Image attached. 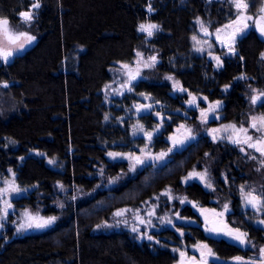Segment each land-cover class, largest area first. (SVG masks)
Here are the masks:
<instances>
[{
	"label": "trees",
	"instance_id": "trees-1",
	"mask_svg": "<svg viewBox=\"0 0 264 264\" xmlns=\"http://www.w3.org/2000/svg\"><path fill=\"white\" fill-rule=\"evenodd\" d=\"M35 2L0 0V17L8 18L15 32L35 37L22 54L8 62L0 60V171L12 169L20 188L30 191L15 201L18 208L57 220L40 233L15 236L10 229L0 234V264H174L169 241L182 240L172 231L162 234L168 238L160 240L166 248L141 243L128 232L95 231L115 210L140 207L168 189L208 206L216 207L210 201L217 197L235 210L227 218L230 226L247 232L251 241L263 246L264 230L239 213L241 185L264 193V167L249 154L201 137L175 153L165 166H146L134 175L127 162L107 158L109 149L127 151L138 142L134 135L130 138L126 126L105 121L109 113L125 115L137 94L150 96L168 110L185 108L183 100L189 93L205 95L223 101L221 121L236 125H246L250 115L262 111L250 98L253 90L264 91V40L255 31L238 40L237 55L226 59L219 71L205 57H189L193 19L203 17L212 28L229 23L236 15L232 3L39 0L40 8L33 10L35 18L26 24L19 13ZM246 2L252 15L264 4V0ZM143 23L158 25L160 30L148 37L138 30ZM137 52L160 62L145 70L147 80L137 83L133 95L107 106L101 90L110 81V68L132 62ZM169 77L178 79L187 92L173 96ZM142 119L148 127L154 121L148 116ZM164 147V142L156 143V148ZM31 151L46 153L60 167L47 166ZM193 170H207L214 176L215 194L196 183H181ZM181 213L192 222L189 228L181 227L186 244L206 242L223 260L252 254L224 239L208 237L191 208Z\"/></svg>",
	"mask_w": 264,
	"mask_h": 264
},
{
	"label": "rangeland",
	"instance_id": "rangeland-1",
	"mask_svg": "<svg viewBox=\"0 0 264 264\" xmlns=\"http://www.w3.org/2000/svg\"><path fill=\"white\" fill-rule=\"evenodd\" d=\"M264 7V4L262 5ZM261 7V8H262ZM247 14H249L247 12ZM252 15V14H249ZM261 15V12L257 13L256 15H252L255 18H258ZM201 20L205 27L208 28L209 33H212L210 36H205L204 33L200 30V25L197 24V20ZM249 27L244 30L243 34L237 35L235 44H234V52H230L227 47L222 46L220 43L216 42V29L222 28L224 24L216 28H212L211 21L197 16L192 21V30L193 34L191 36L192 40V49L190 52L189 57H205L208 62L211 63L212 69L214 70H221L224 66V61L228 58H234L238 51H237V43L238 40L247 34L249 31L253 30L255 31L259 37L264 40V35H261L260 32L255 28L253 21H248ZM143 24H152V23H143ZM160 30V27L157 25V29H154V31ZM14 31V30H13ZM232 29H225V33H221V39H224L226 33H230ZM143 34H146L142 32ZM147 35V34H146ZM193 36L197 37V40L200 41V43H197L193 40ZM209 41L208 44H205L204 41ZM35 40L32 41L30 44H26L25 48L21 51L14 52V55L22 54L27 48L32 46L34 44ZM209 44L211 47H209ZM197 48H202L203 51H197ZM264 54V53H263ZM144 56V55H143ZM219 56L220 57V63H218L215 59L212 57ZM149 57H145L144 59L147 61ZM264 59V58H263ZM138 60V57L136 56L134 60L130 63H125L131 66L132 70H135L136 68L140 69V77L134 82L135 86L137 83L141 80H147V77L144 75V72L147 68L143 67V63L136 64L135 62ZM160 61L156 59V62L154 64L157 65ZM121 64L123 63H115L110 68V81L106 83L101 93L103 95L104 102L107 106H113L115 102L119 99H122L124 96L133 95L134 89L131 92L127 90V88H122L121 84L127 80V75H123L122 73H125L126 69L121 68ZM153 66V67H154ZM150 68V67H148ZM119 69V71H117ZM246 79V78H243ZM171 87V94L173 96H182L183 91L180 90L182 88V84L178 79L172 78L168 80ZM179 82L178 85L175 82ZM111 85V88H107L106 86ZM117 91L123 92V95L117 94ZM185 92V91H184ZM222 92L225 94L227 90L225 88L222 89ZM259 90H253L252 96L257 95ZM188 97L183 100L185 108L179 109V110H168L166 108H163L162 106H155L152 110H141L139 113L137 112L134 105L142 104V105H153L155 104L152 100V98L145 94H137L136 101L129 107L126 108L125 115L123 116H117L113 115V113H109L106 116L108 117L106 123L115 124L117 126H126L128 129V134L130 138L132 139V136L135 135H141L144 132H151L154 133L155 136L151 141L147 140V138H140L135 137L134 139L138 142L135 145H130L128 147L127 151H118V150H111L109 149V152L114 153H120L121 156H117L116 158L110 157L107 153V158L111 162H127L129 165V173L131 175H134L138 170H140L143 167L146 166H153L155 168L163 167L167 162H169L172 157L175 155V153L182 151L185 147H187L190 143L197 141L201 137H207L209 140L212 141L213 135H216L219 139V135L217 133L209 134L210 129H216L221 128L222 125L227 124H233V123H223L221 120L223 118L222 110L224 108L223 101L210 100L205 95H194L191 94V96H195L197 98V101L199 103V107L191 106L188 101L191 99V96L188 94ZM145 97H148L146 99ZM206 97L207 101H204L202 98ZM250 97V98H251ZM219 101L220 107L214 112L209 113V119L207 123L202 122L201 117V109H204L205 111L209 108V103H215ZM161 105V103L159 104ZM257 106L262 107V111L260 113H257L255 115H250L248 117V120L246 122V127L251 122L252 116H260L264 114V106L262 101H258ZM120 107H117L119 109ZM148 114V117L150 119H154L153 123H151L150 127L146 126L141 120H143V117ZM175 115V116H172ZM218 117V118H215ZM177 120H176V119ZM125 122V123H124ZM172 125L171 130L167 133V127L168 125ZM138 125H143L144 127H147V130H144V132H140L138 130ZM181 125H184V128H181ZM240 125H237L239 127ZM126 129V128H125ZM145 129V128H144ZM186 129H191V136L194 138L186 139L187 136ZM254 130H250L249 134H253ZM255 135H259V133H256ZM123 139V138H122ZM255 139V136H254ZM118 142H122L123 140L118 139ZM183 140V143H179L178 141ZM224 141H228L226 139H223ZM162 141L166 145L164 148H156V143ZM102 142V141H101ZM100 142V143H101ZM125 143V142H124ZM104 145V142L101 143ZM107 148H109V144L106 143ZM171 149V151H169ZM239 152L240 146L236 148ZM143 150V151H142ZM164 153L165 155L160 158V154ZM244 155L249 154L251 157L255 156L256 161L259 163L260 166H263L261 164V160H264V156H261L259 152H255L253 149H248L245 146V152H241ZM131 154H134L135 157H139L142 163H136L134 158H132ZM30 155L42 158L45 162V164L49 167L55 168L60 167L57 166L59 162L57 160L52 159L49 157L46 153L40 152V151H31ZM51 161V163H50ZM196 172H205V170H193ZM193 171L189 172L187 175H185L181 179V183L184 186L191 185L193 183H197L205 189V191L212 192L215 194V179L214 176L209 175L207 172V179L212 184V188L205 187V184L202 183L198 178L192 177L189 178V174ZM17 174L12 169H7L5 173H1L0 171V188L9 187V184L14 183V186L20 189L19 192H9L4 198L8 199L9 202L12 205V208H10L9 215L6 219L0 220V234H3L7 232L10 229H13L15 236H23L27 233H40L46 230H49L51 227L54 226L57 218L55 217V220L48 224L45 227H31L26 228L25 230L17 231V228L20 223L24 221L23 213L25 211L29 212L31 215L36 216L38 215L40 218L47 220L48 216H43L38 211H33L28 208H18L15 204V201L20 199L21 197L27 196V194L30 192L29 190L20 188L19 184L17 183ZM5 181L9 182V184H6ZM246 186V190H255L256 195H260L261 192H257V188L255 187H248ZM241 188V186H240ZM264 192V191H263ZM163 193H168V195H163ZM171 196V199L169 198ZM185 196L183 194L175 192L173 190H164L160 192L159 194L155 195L152 199L149 201L143 203L140 207H123L115 210L107 220L102 222L101 224L97 225L95 228V231L97 233H111V232H128L135 240L144 243L147 242L151 247L156 246L157 248H166L167 246H163L160 240H167L168 238L166 236H162L163 233L166 231H172L175 234H177L182 242L178 243L176 241H169L170 244H172L170 249L176 256V262L174 264H177L182 256L180 255L181 252L185 253L184 256H186L188 259L191 256H195L198 259L200 257H204L208 261V264L214 263H226V264H232V260H223L218 257V255L214 252L211 246L208 245L206 242H197L193 245H188L184 241V237L186 234V231L183 230L181 227H187L189 228L192 224V222L188 219H185L181 216V212L183 209L189 207L192 209L193 212L196 213V215L201 216V214H206L208 218L213 217L219 218L220 221L227 222V218L229 215H232L234 213V209L230 207L227 204H222L217 197L211 200L210 202L213 203L215 206H208L204 205L201 202L192 201L190 199H185L184 203H181L180 200L184 199ZM241 204L239 205V213L243 214L245 218L249 219L253 223L254 226L261 227V223H259L260 220H264V213L261 215H258L256 212L249 211V213H246L245 211H248L246 209L244 202L242 200V197L240 195ZM191 201V203H189ZM221 203V204H220ZM195 205V206H194ZM228 206V210L225 211L224 206ZM5 205L3 203V200L0 199V209L4 208ZM128 209L130 211L125 212L122 216H116L115 213L121 210ZM206 210V211H202ZM149 213H152L151 215ZM222 215H219L221 214ZM2 215V213H0ZM52 217V216H51ZM141 220L144 221V223H141ZM199 222V221H198ZM203 223H198L197 225L199 227L202 226ZM201 225V226H200ZM230 225V224H229ZM232 227V226H231ZM133 228L137 229L136 231H133ZM262 228V227H261ZM264 230V228H262ZM240 230V229H239ZM247 234V232L240 230ZM156 237V238H154ZM214 239L220 240L224 239L226 241H233L232 236L226 237L223 234H218ZM246 240V249L252 252V254L249 256V258L241 257L244 262H254L258 264H264V261L261 260L262 253L260 250L264 248L263 246H257L253 241L249 239L248 234L245 237ZM203 245H207L206 248L202 247ZM208 249H211V254H209ZM245 250V249H243ZM212 260V262H211Z\"/></svg>",
	"mask_w": 264,
	"mask_h": 264
},
{
	"label": "snow or ice",
	"instance_id": "snow-or-ice-1",
	"mask_svg": "<svg viewBox=\"0 0 264 264\" xmlns=\"http://www.w3.org/2000/svg\"><path fill=\"white\" fill-rule=\"evenodd\" d=\"M230 3H232L233 7L236 9V15L235 17L226 25H224L222 28L216 29V42L220 43L222 46L227 47L230 52H234V44L237 35L243 34L244 30L249 27L248 21H253V24L255 28L260 32L261 35H264V7L260 9L261 15L258 18H255L252 15L247 14V9L249 7L246 0H229ZM40 3L39 0H36L34 4L31 5V8L25 11H21L19 13V16L21 20L26 23L30 24L33 19L35 18L34 9H39ZM152 9L149 8V11ZM197 24L200 25V30L204 33L205 36H210L212 33H209L208 28L205 27L204 23L201 20L196 21ZM157 29V25L155 24H141L139 26V31L144 32L147 34L148 37H151L153 35V30ZM225 29H232L230 33H226L224 39H221L220 34L225 33ZM35 40V37L32 35H29L27 32H15L10 27V21L8 18L0 17V60L4 62H8L9 58L13 56L14 52L21 51L25 48L26 44H30L32 41ZM193 40L197 43H200V41L197 40L196 36H193ZM205 44H208L209 41L205 40ZM209 47L211 45L209 44ZM197 51H203L202 48H197ZM136 56L138 57V60L135 62L136 64L143 63V67H153L156 62V57L152 56L149 57L146 61L144 59L143 53L137 52ZM215 59L218 63H220V57L214 56L212 57ZM262 58H264V54H262ZM122 69H126L125 73H122L123 75H127V80L124 81L121 84L122 88H127L129 92L133 90L135 87L134 82L140 77V69L136 68L135 70H132L131 66L128 64H121ZM119 71V69L117 70ZM244 78V77H241ZM169 79H172V77H169ZM178 85V81L175 82ZM4 87H7V85H3ZM107 88H111V85L106 86ZM181 91H185V89L180 88ZM255 91V90H254ZM117 94L123 95V92L117 91ZM191 96V93H189ZM148 99V97H145ZM204 101H207V98H202ZM264 100V91L258 92L257 95H254L251 97V103L253 105L257 104L258 101ZM188 103L191 106L199 107V103L197 101V98L195 96H191V99L188 101ZM137 112L139 113L141 110H150V105H142L137 104L134 105ZM220 107V102L217 101L215 103H209V108L207 111L204 109H201V117L202 122L207 123L209 119V113H214L218 108ZM218 118V117H215ZM108 117L105 116V120H107ZM181 128H184V125H181ZM138 130L140 132H144L143 125H138ZM250 130H254L253 134H249ZM187 136L186 139L194 138L191 136V129H186ZM217 133L220 134V139H226L230 143L240 146V151L245 152V146L248 149H253L255 152H259L261 156H264V114L260 116H252L250 124L246 127L243 123L240 124L239 127H237L236 124H227L222 125L221 128L216 129H210L209 134ZM256 133H259V135H255ZM145 136L148 138L149 141H151L152 133L151 132H144ZM255 136V139H254ZM213 139H217L216 135H213ZM179 143H183L184 141H178ZM143 151V150H142ZM171 151V149H169ZM108 155L110 157L116 158L117 156H121L120 153H114L109 152ZM165 154L161 153L160 158H162ZM132 158H134L136 163H142L143 161L140 160L139 157H135L134 154H131ZM252 159H256L255 156L251 157ZM51 163V161H50ZM261 164L264 165V160H261ZM196 177L198 178L202 183L205 184V187L212 188V184L207 179V170L205 172H196L193 171L189 174V178ZM6 184H9V182L5 181ZM62 187V186H61ZM19 192L20 189L14 186V183L9 184V187L0 188V199L3 200V203L5 205L4 208L0 209V220L6 219L9 215V209L12 208L11 203L8 199H5L4 197L9 192ZM241 197L242 200L245 203L246 207H251L253 210L258 212H264V193H261L260 195L255 194V190H246V186L242 185L241 189ZM163 195H168V193H163ZM171 199V196H169ZM186 197L184 199H181L180 202L184 203ZM191 203V201H189ZM195 206V205H194ZM225 211L228 210V206H224ZM130 211L128 209L118 211L115 213L116 216H122L125 212ZM206 211V210H202ZM150 215L152 213H149ZM219 215H222L219 214ZM24 221L19 224L17 231L25 230L26 228H31L33 226L35 227H45L48 224H51L55 217H50L47 220H44L40 218L38 215L33 216L29 212L25 211L23 213ZM141 223H144L143 220H141ZM259 223L264 224V220H260ZM2 227V225H0ZM227 227V225H225ZM137 229L133 228V231H136ZM210 232L217 231L216 229H208ZM228 233H235L232 235V239H235L239 241V243L244 244L245 243V237L246 233L241 232L238 228L233 229L229 228ZM202 247L206 248L207 245H203ZM209 254H211V249H208ZM262 253L261 260L264 261V248L260 250ZM180 255L183 257L185 253L181 252ZM192 260H195V257L191 258ZM234 261L236 264H247V262H244L241 257H235ZM203 264H208V261H203Z\"/></svg>",
	"mask_w": 264,
	"mask_h": 264
},
{
	"label": "water",
	"instance_id": "water-1",
	"mask_svg": "<svg viewBox=\"0 0 264 264\" xmlns=\"http://www.w3.org/2000/svg\"><path fill=\"white\" fill-rule=\"evenodd\" d=\"M12 57H10L8 61H10ZM185 92L187 91L185 90ZM153 108H154V105H151L150 110H152ZM154 136L155 134L152 133L151 140L153 139ZM135 137L147 138L144 133H142L141 135H135ZM225 225H227V227H225ZM229 228H233V227H231L227 222L220 221L219 218L214 219L212 222L206 221L205 224L202 226V229L204 230L205 234L210 238H215L218 234H223L226 237L234 235L235 233H231V234L228 233ZM208 229H216L217 231L210 232L208 231ZM233 229H236V228H233ZM231 244L236 245L242 249H246V240L244 244H241L239 243V241L234 239L233 241H231ZM177 264H203V261H195L192 259H187L186 256H183ZM232 264H236L234 259L232 260ZM247 264H258V263L249 262Z\"/></svg>",
	"mask_w": 264,
	"mask_h": 264
},
{
	"label": "flooded vegetation",
	"instance_id": "flooded-vegetation-1",
	"mask_svg": "<svg viewBox=\"0 0 264 264\" xmlns=\"http://www.w3.org/2000/svg\"><path fill=\"white\" fill-rule=\"evenodd\" d=\"M262 103H263V106H264V100H262ZM160 103H155V104H153L154 105V108H155V106H161V105H159ZM153 108V109H154ZM145 116H148V114H146ZM145 129L144 130H147L146 128L147 127H144ZM135 135V134H134ZM209 140V139H208ZM209 141H211V140H209ZM212 142H214L215 144H220L221 146H225L226 144H228L229 146H231L232 148H237L238 147V145H235V144H232V143H230L229 141H224L223 139H212ZM197 184V183H196ZM242 186V185H241ZM240 187H239V191H240ZM261 194V193H260ZM240 195H241V192H240ZM244 202V201H243ZM244 205H245V203H244ZM246 207V206H245ZM246 209H248V211H245L246 213H249V211H253V212H256L258 215H261V214H263L264 212H258V211H255V210H253L251 207H246ZM198 216V215H197ZM215 219H217V218H215ZM214 220V218L213 217H211V218H208L207 216H206V214L204 215V214H201V216H198V223H203L202 224V226L205 224V222L206 221H208V222H212ZM197 223V222H196ZM197 223V224H198ZM228 223V222H227ZM229 224V223H228ZM261 225V227L262 228H264V224H260ZM201 226V225H200ZM202 226H201V228H202ZM192 257H195L194 255L193 256H191L189 259H191ZM187 258V257H186ZM188 259V258H187ZM206 259H204V257L202 256V257H200V259H198L197 257H195V261H205ZM211 262H212V260H211ZM213 264H214V261H213Z\"/></svg>",
	"mask_w": 264,
	"mask_h": 264
}]
</instances>
